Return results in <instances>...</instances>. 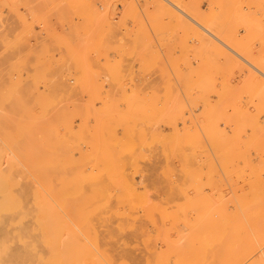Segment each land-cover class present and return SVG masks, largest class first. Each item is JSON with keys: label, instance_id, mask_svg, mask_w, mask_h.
Listing matches in <instances>:
<instances>
[{"label": "rangeland", "instance_id": "374dc122", "mask_svg": "<svg viewBox=\"0 0 264 264\" xmlns=\"http://www.w3.org/2000/svg\"><path fill=\"white\" fill-rule=\"evenodd\" d=\"M14 1L17 3L21 1L22 3L16 5L18 15L5 8L3 17L8 16V14H12V17L16 16L12 20L19 24L16 25L17 29L20 28L19 30L16 29L17 35L19 33L18 36L23 37L27 34V38L31 35L28 38L29 40L25 37L20 39L23 47L17 36L16 48L17 46L19 49L21 48L20 51L18 48L16 49L17 54L18 52L25 53L28 51V45L31 48L34 46L36 49L33 47L32 50H36L35 53L37 54L38 49H40L37 46L38 41H35L38 39V34L41 33V36H46L55 33L57 24H62L63 29L69 34L71 31L70 20L72 21V19L78 24L81 33L79 40H82V42H68L65 44L64 50H62L63 53L50 60L51 67L48 65V61L43 62L38 58L35 60L36 57L24 61L23 57H20L21 55H17L21 59L16 60V72L18 73H16V79H14L17 88L16 113L14 112L16 115H13L14 109L11 110L13 107L11 105L13 94L11 91L14 88L6 87L8 83L4 85L7 92L3 90L5 92L2 93V95L5 93L6 96H2L0 115L5 116L7 121L0 116L5 121L3 122L0 119V245L1 241L5 240L8 242V251L21 248L23 241L13 238L16 229H18L19 233L17 231V235H22V237L25 234L27 236L32 235L33 237H27L28 239L26 236L24 238L30 241L33 240L34 246H37V250L35 248L36 251H32L33 257H23L18 260L19 264H65L67 262H71L69 264H148V261L149 264L153 262L155 264V259L162 264H174L176 259L175 254L172 252L174 244L170 246V242L173 243L180 237L179 235L189 236L191 233V236L192 233L196 232L194 228L198 229L200 222L202 223L212 211L214 212V214L211 213L212 217L218 218L220 216L218 206H225L222 202H225V207L230 208H237V204L240 207L247 205L250 207L252 203L251 210H248V212L254 213L256 216L264 213V189H262V186H264V102H262L264 96L262 97L259 94L264 95V90H261L264 89V77L262 78L264 69L261 70V65L264 68V32L262 33L264 31V0H168L174 6L162 1L168 5V10H158L163 12L164 16L162 13L157 12L162 15L163 20L160 19L159 15V17H156L157 13L154 14L156 8L150 4L151 0H26V3L23 2L25 0ZM173 7L174 9L177 8L175 9L176 12L172 13V11H175ZM171 8L172 11H170ZM178 9H184V13L185 11L188 12L187 14L191 15L192 18L197 19L198 17V20L195 19L196 21L200 22L201 25L205 24V27H207L206 25L211 27L208 29H212L214 33L217 32L216 35L220 33L221 38L223 37L222 40L225 42V39H230L231 44L229 43V46L233 47L236 54L231 53L226 48L224 49L220 43L217 44L214 39L207 35V40L204 39L207 44L205 41H201L203 39L198 35H201L199 33L203 34V32H199L200 29L196 26L197 35L196 30H193V27L196 28L191 21L186 18L181 19L183 15H181V18L177 17V13H180L177 12ZM195 10L196 12H193ZM174 13L176 14L174 15ZM20 15L24 17H20ZM33 15L42 18H35ZM170 15L175 18L172 16L166 18ZM19 18L23 19L21 20L24 24L30 21L25 25L31 28H28L29 30L27 27L25 28V25L20 23ZM167 19L171 21L167 22ZM185 20L186 23L189 21L187 23L188 27H186ZM49 23L51 24L48 25ZM153 23L159 25L156 26ZM189 24L191 27H189ZM44 25H48V28ZM22 26L26 31L23 30ZM21 29L25 34L21 32ZM31 29L32 31H30ZM208 39L212 42H208ZM27 40L30 44H27ZM34 43L37 45L35 46ZM50 43L51 45H48ZM226 43L228 44V42ZM48 44L47 48L51 52L46 48L47 51L58 54L56 52L57 46L56 49L54 48L56 44L53 46L54 42L50 41ZM48 46H52L54 52ZM22 50L25 52H21ZM224 53L228 54H225V56ZM242 59L250 62L256 69L258 68V71L247 65ZM30 61L34 64H31ZM28 62L29 66L34 69V71L30 69L32 75H29L31 73H29ZM236 63L238 64L237 67L240 65L239 68L235 67ZM23 65H26V68L25 66L22 67ZM36 65L42 70L45 68L44 73L42 70H40L41 72L38 71V69L35 71ZM230 65L232 66L230 67ZM20 69L23 71L27 69V71L22 72ZM39 76L40 78H38ZM243 77L245 78L243 79ZM247 78L248 80L245 81ZM261 85H263V88ZM256 93L258 98L261 95V100L257 98ZM247 99L249 100L247 101ZM251 103L255 107L257 106L256 109L253 105L251 106ZM229 109L233 111L231 115ZM246 110L247 112L244 114ZM255 110L261 111L255 112ZM161 113L163 115L159 117ZM239 113L242 117L239 116ZM228 114V117L235 120L226 118ZM247 114L249 115L246 116ZM15 116L16 125H12L13 119L11 118ZM245 116L247 119L244 118ZM241 120L245 122L246 126ZM3 123H5L4 128ZM96 123L99 125H96ZM174 123L176 124L174 125ZM9 124L10 126H16V133L14 132L15 126L10 127ZM116 124L118 127L114 126ZM208 124H212L213 127H210V125L208 127ZM7 125L9 126L8 129H6ZM241 126L244 128L241 129ZM13 128L14 133L10 131ZM217 128L218 131L216 132ZM4 129L8 132H5ZM5 133H7V136H5ZM9 133L13 134L9 136ZM185 133L186 135H184ZM15 134L16 136H14ZM252 136L253 139L250 138ZM212 137L214 138L211 139ZM10 138L16 140V145L13 144V140H9ZM8 141L13 143L10 144ZM250 141L254 142L253 145L258 144L259 148L257 145L252 146ZM12 145L16 146V149ZM206 146L208 147L206 148ZM21 155H23L22 158ZM30 155L32 158L35 157L33 158L35 161L40 157V160L49 161L46 163L47 166L49 164L48 181L46 179L44 182L37 174L33 173L32 175V171L29 170L30 174L28 169L25 168H28V166L23 164L24 161L21 160L25 158L24 156L30 157ZM245 165L249 167H245ZM228 166L230 167L227 168ZM115 167L118 172L114 171ZM37 168L39 167L35 164L33 170L36 171ZM109 175L112 177L111 179ZM252 182L253 185H251ZM46 183L48 184L46 185ZM242 183L243 186H241ZM25 185L28 188L31 187V190L27 189L31 191L27 196L24 195L28 194ZM94 186L95 188H93ZM12 190L18 194L21 192L20 197L16 193L19 198H22V195L26 196L22 198L26 203L21 201L25 205L26 211L31 209L28 214L25 211L19 213V210H12V213H9L11 212L9 210L6 211L7 213L1 210V203L11 200L8 193L11 191L13 194ZM21 190H24L25 193ZM232 191L234 192L231 193ZM255 192L257 194L253 195ZM231 195L232 197H230ZM195 196L197 197L195 198ZM253 196H255L254 200H249ZM2 197L3 199H1ZM41 197L45 200L47 206L49 205L50 213L48 216L51 217L50 224L54 232L48 229V227H51L50 224L47 227L41 222L42 214H44L41 206L46 204H42L44 202H42ZM226 201H228V204ZM260 201L263 203L262 205H258L261 204ZM26 205L31 208L28 209ZM254 205L261 207H258L257 210V206ZM260 208L261 210H259ZM211 209L213 210L211 211ZM205 210L208 212L205 213ZM165 212L167 216L169 215L168 219ZM18 213L20 217L21 213L24 214L21 217L22 219L18 216ZM17 217L20 219H16ZM244 217L246 218V216ZM208 218H211V216H208ZM83 219L87 220L84 221ZM88 220L94 228L90 224L87 225ZM82 221L89 226V229L94 230L83 229L82 225L85 223H79ZM44 223L47 224L48 222L45 221ZM171 223L174 225H171ZM20 225L22 226L20 227ZM195 225H198L197 228ZM44 226L47 228L46 230ZM58 226L64 228H58ZM167 227H169V230H166ZM19 228H22V230ZM25 228H29L26 229L29 231L23 230ZM55 229H58V231ZM55 231L61 237L54 234L53 238L55 240L59 238L54 244L50 239L52 238L50 232L53 235ZM5 235H7V238H5ZM43 235L48 238L47 241ZM42 238L45 240H42ZM161 238H166V245L170 240L168 246L163 243L165 241ZM73 239H75V242ZM67 240L72 244L75 243V246L76 244L81 245L87 251L88 248L86 247L88 246L92 252L90 251L84 256H78L77 254L80 253L74 251L76 250L72 248L74 245L69 246L72 249L63 247V245L67 246L69 243ZM95 242H97V245H95ZM71 243L69 245H72ZM33 244L31 250L34 249ZM81 246L80 249L82 250ZM95 246H97V249ZM168 247L169 249L172 247L171 252L167 249ZM63 250H66V252ZM77 250L79 252V247ZM100 251L104 252V256L108 258L99 256L100 254L103 255ZM68 253H71V255H67ZM186 253L188 257L189 253ZM203 256H199L198 262L203 260Z\"/></svg>", "mask_w": 264, "mask_h": 264}, {"label": "bare ground", "instance_id": "6f19581e", "mask_svg": "<svg viewBox=\"0 0 264 264\" xmlns=\"http://www.w3.org/2000/svg\"><path fill=\"white\" fill-rule=\"evenodd\" d=\"M0 1H2V2H0V108H1V100H2V96H4L5 95V93H4V95H2V93L3 92H7V90H6V87H8V88H14L13 89V91H11L13 94H12V102H11V105H13V107L11 108V110L12 109H14V111H13V115H16L15 113H16V90H17V88H16V85H15V82H14V79H16V73H18V72H16V60H18L20 57H23V59H24V61L25 60H27V61H29L28 59H30L31 60V58H33V57H36V58H34L35 60L38 58L39 60H41V61H43V62H47L48 61V65L50 66V60L51 59H55V58H57V56H59V55H61V53H63L62 52V50H64L63 49V47H64V45L65 44H67L68 42L70 43V42H82V40H79V38H80V35H81V33H80V30H79V28H78V24L74 21V19H72V21L70 20V22H71V26H70V28H71V31H70V33L69 34H67L66 33V31L63 29V25L62 24H57V26H55L57 29H55V33H53V34H48V33H46V34H48V35H46V36H41L40 34L41 33H37L38 34V39H36L35 41H38V45L37 46H39V48L40 49H38L39 51H41V49H42V51L41 52H37V54L35 53V51L34 50H32L33 49V47L34 46H32V48L31 47H29V45L27 46V44L29 43V39L28 38H30L31 37V35L27 38V34L26 35H24L23 37L21 36H18L19 35V33H18V35H17V32H16V29H17V26L16 25H19V24H16V22H15V20H12V19H14L15 17H12V14L10 15V14H8V16H6V17H3V14H4V9L5 8H8V10H10V11H12L13 13L15 12V13H17V10H18V8L16 9V5L18 6V4H20L21 3V1L20 0H18V1H20L19 3H17V2H15L14 0H0ZM17 1V0H16ZM29 1V0H28ZM27 1V2H28ZM162 1H165V3L167 2V3H169L171 6L173 5L172 3H170L168 0H151L150 1V4L154 7V8H156L154 11V14L155 13H157V12H160V11H158V10H163V9H167L168 10V5H166L165 3H163ZM23 2H25L26 3V0L25 1H23ZM31 2V1H30ZM46 2V1H45ZM49 2V1H48ZM51 2V1H50ZM17 3V4H16ZM146 3H147V1H146ZM22 4V3H21ZM60 4V3H59ZM147 4H149V3H147ZM23 5H27V4H23ZM22 5V6H23ZM43 5V4H42ZM151 5H149V6H151ZM54 6V5H53ZM174 6V5H173ZM96 7V6H95ZM53 8V7H52ZM57 8V7H56ZM55 8V9H56ZM93 8V7H92ZM91 8V9H92ZM177 8V7H176ZM175 8V9H176ZM54 9V10H55ZM90 9V10H91ZM173 9H174V7H173ZM174 9V10H175ZM191 9V8H190ZM53 10V11H54ZM151 10H153L152 8H151ZM165 10H163V11H165ZM179 11H177V12H180V13H177L178 15H177V17L179 16L180 18H181V15H183V18H181V19H184V18H186V19H188L189 21H191V23L195 26V28H196V26H197V28H199L200 29V31L199 32H203V34L202 33H199V34H201V35H198V33H197V28L196 29H194V27H193V30H196V33H197V35L198 36H200L201 37V39H203V40H201V41H205V40H207L206 38H208L207 36H209L211 39H214L216 42H217V44L218 43H220L221 44V46H223L224 47V49L226 48L227 50H229L231 53H234V54H236L234 51L235 50H233V47L231 48V46H229V43L231 44V40L229 41L228 40V38L227 39H225L226 40V42H228V44L224 41V40H222V38H221V35H220V33H218V35H216L215 33H217V32H213V30L212 29H208V28H211V27H208V25H206L207 27H205L204 25V23L203 22H201V23H203L204 25H201L200 24V22H198V21H196V20H198V17H197V19L196 18H192V16L190 17L189 16V14H187L186 13V11H185V13H184V9L183 10H181V9H178ZM188 10V9H187ZM34 11V10H33ZM59 11V10H58ZM86 11H88V10H86ZM170 11H172V8L170 9ZM50 12V11H49ZM56 12V11H55ZM65 12V11H64ZM92 12H93V10H92ZM166 12H168V11H166ZM173 12H176V10L175 11H172V13ZM193 12H196V10L195 11H193ZM11 13V12H10ZM42 13V12H41ZM150 13V12H149ZM160 13H162V15L164 14L163 12H160ZM160 13H157V16L156 17H159L160 16V19H162L161 17H162V15H160ZM35 14V13H34ZM146 14H147V12H146ZM153 14V15H154ZM167 14V13H166ZM169 14V13H168ZM176 13H174V15H175ZM180 14V15H179ZM17 15H18V13H17ZM40 15V14H39ZM148 15V14H147ZM159 15V16H158ZM195 15V14H194ZM34 17H35V15H33ZM55 16V15H54ZM164 16V15H163ZM172 15H170V16H166V18L167 17H171ZM196 16V15H195ZM20 17H24L23 15L21 16L20 15ZM33 17V18H34ZM38 17V16H37ZM37 17H35V18H37ZM70 17V16H69ZM155 17V18H156ZM172 17H174V16H172ZM27 18V17H26ZM39 18V17H38ZM42 17H40L39 19H41ZM46 18V17H45ZM45 18H44V20H45ZM149 18H152V17H149ZM165 18V19H166ZM175 18V17H174ZM208 18H209V16H208ZM20 20L22 19V18H19ZM55 19V18H54ZM62 19V18H61ZM69 19V18H68ZM158 19V18H157ZM169 19V18H168ZM167 19V22L168 21H171V20H168ZM179 19V18H178ZM181 19H179V20H181ZM196 19V20H195ZM23 20V19H22ZM21 20V22L20 23H23V21ZM33 20V19H32ZM36 20V19H35ZM38 20V19H37ZM44 20H42L43 22H44ZM154 21H156L155 19H153ZM163 20V19H162ZM187 20V21H188ZM200 20V19H199ZM212 20V19H211ZM25 21V20H24ZM42 21H41V23H42ZM54 21V20H53ZM62 21V20H61ZM67 21V20H66ZM66 21H65V23H66ZM158 21V20H157ZM183 21V20H182ZM188 21V22H189ZM203 21V20H202ZM26 22H27V20H26ZM29 23H30V21H28ZM27 22V23H28ZM40 22V21H39ZM39 22H38V24H39ZM45 22H47V20H45ZM48 22H50V21H48ZM57 22V21H56ZM63 22V21H62ZM70 22H68V23H70ZM153 22V21H152ZM163 22V21H162ZM187 22V23H188ZM216 22V21H215ZM218 22V21H217ZM27 23H25L26 25H27ZM54 23V22H53ZM52 23V24H53ZM161 23V22H160ZM178 23V22H177ZM180 23H182V22H179L178 24H180ZM187 23H186V20H185V24H186V27H188V25H187ZM219 23V22H218ZM24 24V23H23ZM24 24V25H25ZM32 24H34V22H32ZM38 24L36 23V25L38 26ZM44 24V23H43ZM47 24V23H46ZM51 23H49L48 25H50ZM154 24V23H153ZM165 24H167V23H165ZM169 24V23H168ZM178 24H177V26H178ZM183 24V23H182ZM181 24V25H182ZM210 24V23H209ZM212 24V23H211ZM22 25V24H21ZM25 25V28L27 27V29L29 28H31L30 26H26ZM30 25V24H29ZM47 25V26H48ZM154 25H156V24H154ZM159 25V24H158ZM158 25H156V26H158ZM219 25V24H218ZM33 26V25H32ZM43 26V25H42ZM45 26V25H44ZM47 26H45V27H47ZM91 27V26H90ZM166 27H168V26H166ZM173 27V26H172ZM181 27V26H180ZM179 27V28H180ZM183 27V26H182ZM189 27H191L190 26V24H189ZM218 27H220V26H218ZM22 28H23V26H22ZM25 28H23V30H25ZM41 28V27H40ZM44 28V27H43ZM48 28V27H47ZM50 28V27H49ZM51 28H54V27H51ZM221 28V27H220ZM20 29V28H19ZM19 29H17V30H19ZM28 29V30H29ZM42 29V28H41ZM40 29V30H41ZM176 29H178V28H176ZM183 29H185L184 27H183ZM198 29V30H199ZM33 30H35V29H33ZM175 30V29H174ZM186 30V29H185ZM189 30V29H188ZM187 30V31H188ZM215 30V29H214ZM26 31V30H25ZM30 31H32V29L30 30ZM47 31V30H46ZM54 31V30H53ZM192 31V30H191ZM21 32L22 33H24V31H22V29H21ZM33 32H35V31H33ZM175 32V31H174ZM178 32V31H177ZM264 31H262V33H263ZM27 33V32H26ZM32 33V32H31ZM44 33V32H43ZM89 33V32H88ZM176 33V32H175ZM195 33V32H194ZM25 34V33H24ZM34 34H36V33H34ZM34 34H33V36H34ZM109 34V33H108ZM20 35H21V33H20ZM23 35V34H22ZM40 35V36H39ZM44 35V34H43ZM172 35H174V34H172ZM207 35V36H206ZM17 36L19 37V41L21 42L22 40H20V39H22V38H26V39H28L27 41V44H26V46H27V48H28V51H21V52H25V53H20V52H18V54L19 55H21L19 58L17 57V53H16V49L18 48V46H17V48H16V38H17ZM220 36V37H219ZM181 37V36H180ZM82 38H84V37H82ZM91 38V37H90ZM178 39H179V37H178ZM184 39V38H183ZM205 39V40H204ZM104 40V39H103ZM209 41L208 42H212V41H210V39H208ZM34 41V40H33ZM49 41L50 42H54V44H52L53 46H54V48L57 46V53L58 54H52V53H49V52H51L48 48H47V44L49 43ZM180 41V40H179ZM106 42V41H105ZM206 42V41H205ZM215 42V43H216ZM19 43V42H18ZM17 43V44H18ZM22 43V42H21ZM32 43V42H31ZM203 43V42H202ZM235 43V42H234ZM30 44V43H29ZM206 44H207V42H206ZM205 44V45H206ZM211 44V43H210ZM219 44V45H220ZM244 44V43H243ZM34 45H35V43H34ZM35 45V46H36ZM48 45H51V43L50 44H48ZM205 45H204V47H205ZM22 47H23V43H22V45H21ZM71 46V45H70ZM69 46V47H70ZM118 46V45H117ZM196 46V45H195ZM220 46V47H221ZM233 46V45H232ZM236 46V45H235ZM19 47H20V45H19ZM48 47H50V46H48ZM210 47H211V45H210ZM213 47V46H212ZM219 47V46H218ZM249 47V46H248ZM27 48H26V50H27ZM35 48V47H34ZM49 50V52L47 51V49ZM52 50H53V52H54V49H53V47L51 46L50 47ZM78 48V47H77ZM192 48H194V47H192ZM191 48V49H192ZM207 48V47H206ZM216 48V47H215ZM21 49V48H20ZM20 49L18 48V50L20 51ZM22 49H24V48H22ZM36 49V48H35ZM56 49V48H55ZM107 49V48H106ZM210 49V48H209ZM243 49H245V48H243ZM70 50V49H69ZM77 50V49H76ZM116 50V49H115ZM169 51V50H168ZM210 51V50H209ZM221 51V50H220ZM225 51V50H224ZM118 52V51H117ZM218 52V51H217ZM222 52V51H221ZM262 52V51H261ZM73 53V52H72ZM119 53V52H118ZM195 53V52H194ZM229 53V52H228ZM228 53H224V55L226 54H228ZM259 53V52H258ZM74 54V53H73ZM79 54V53H78ZM168 54V53H167ZM192 54V53H191ZM240 54V53H239ZM72 55V54H71ZM225 55V56H226ZM241 55V54H240ZM239 55V56H240ZM63 57H64V54L62 55ZM62 56H60V57H62ZM237 56V55H236ZM16 57H17V59H16ZM62 57V58H63ZM66 57V56H65ZM253 57V56H252ZM61 58V59H62ZM68 58H69V56H68ZM193 58H195V57H193ZM198 58V57H197ZM204 58V57H203ZM244 58V57H243ZM247 58V57H246ZM245 58V59H246ZM255 58V57H254ZM21 59V58H20ZM60 59V58H59ZM58 59V60H59ZM65 59V58H64ZM196 59V58H195ZM201 59V58H200ZM228 59V58H227ZM245 59H242V61L244 60V62L245 63H247V65H249V66H251V67H253V68H255L256 69V67L255 66H253L250 62H248L247 60H245ZM230 60V59H229ZM239 61V60H238ZM33 62H34V60H33ZM42 62V63H43ZM53 62V61H52ZM56 62V61H55ZM59 62H61L60 60H59ZM62 62H64V61H62ZM200 62V61H199ZM230 63H231V61H229ZM19 63H20V61H19ZM27 63V62H26ZM30 63H31V61H30ZM54 63V62H53ZM255 63H257V62H255ZM262 63V62H261ZM264 63V62H263ZM31 64H34V63H31ZM46 64V63H45ZM44 64V65H45ZM61 64V63H60ZM63 64V63H62ZM201 64V63H200ZM232 64L234 65V63L232 62ZM260 64V63H259ZM28 66L30 65L29 64V62H28V64H27ZM42 65V64H41ZM47 65V66H48ZM258 65V64H257ZM20 66V65H19ZM18 66V67H19ZM25 66V68H26V65H23L22 67H24ZM35 66V65H34ZM43 66V65H42ZM232 65H230V67H231ZM238 66V64L236 63V66L235 67H237ZM244 66V65H243ZM30 67V68H29ZM29 67H27V68H29V73H31L30 72V69H31V71H32V69H33V67L31 68V66H29ZM36 67H37V65H36ZM35 67V71H37L36 69H38V71H40V70H42V69H40L39 67H37L36 68ZM46 67V66H45ZM51 67V66H50ZM62 67H63V65H62ZM239 67H240V65H239ZM239 67H237V68H239ZM261 67H262V69L261 70H263L264 68H263V66L261 65ZM243 68V67H242ZM19 69V68H18ZM45 69V68H44ZM43 69V70H44ZM50 69V68H49ZM199 69V68H198ZM203 69V68H202ZM247 69V68H246ZM249 69V68H248ZM254 69V70H255ZM21 70V69H20ZM19 70V71H20ZM26 71H27V69H25ZM24 70V71H25ZM42 70V71H43ZM102 70V69H101ZM110 70V69H109ZM238 70H240V69H238ZM257 71H258V68L256 69ZM256 70H255V72H256ZM260 70V69H259ZM260 70V71H261ZM22 72H24L23 70H21ZM20 71V72H21ZM33 71H34V69H33ZM121 71V70H120ZM240 71H243V70H240ZM259 71V72H260ZM264 71V70H263ZM41 72V71H40ZM62 72H63V70H62ZM36 73V72H35ZM43 73H44V71H43ZM109 73V72H108ZM176 73V72H175ZM264 73V72H263ZM27 74V73H26ZM195 74V73H194ZM230 74V73H229ZM18 75V74H17ZM21 75H22V73H21ZM29 75H32V73L31 74H29ZM37 75H38V73H37ZM37 75H33V76H37ZM40 75V74H39ZM58 75V74H57ZM113 75H116V74H113ZM245 75V74H244ZM247 75H250V74H247ZM45 76V75H44ZM111 76V75H110ZM254 76H255V74H254ZM262 76V75H261ZM260 76V77H261ZM54 77V76H53ZM228 77V76H227ZM230 77V76H229ZM249 77V76H248ZM253 77V76H252ZM259 77V78H260ZM264 76H262V78H263ZM38 78H40V76L38 77ZM245 77H243V79H244ZM257 78V77H256ZM241 79V78H240ZM6 80V81H5ZM47 80V79H46ZM52 80V79H51ZM246 80H248V78L247 79H245V81ZM251 80V79H250ZM256 80V79H255ZM263 80V79H262ZM21 81V80H20ZM55 81H56V79H55ZM61 81V80H60ZM244 81V80H243ZM257 81V80H256ZM41 82V81H40ZM6 83H8L7 85H6V87L4 86ZM41 83H43V82H41ZM63 83V82H62ZM246 83V82H245ZM253 83V82H252ZM251 83V84H252ZM256 83V82H255ZM53 84H54V82H53ZM247 84H248V82H247ZM261 84H262V82H261ZM37 85V84H36ZM44 85V84H43ZM253 85H255V84H253ZM264 85V84H263ZM263 85H261V87L263 86ZM252 86V85H251ZM256 86V85H255ZM255 86H254V88H255ZM45 87V86H44ZM49 87V86H48ZM247 87V86H246ZM245 87V88H246ZM253 87V86H252ZM260 87V86H259ZM258 87V88H259ZM5 88V89H4ZM25 88V87H24ZM248 88V87H247ZM250 89H251V87H249ZM263 88V87H262ZM250 89H248L249 91H250ZM3 90H5V91H3ZM262 91L264 90V89H261ZM31 91V90H30ZM231 91V90H230ZM234 91H236V90H234ZM261 91V92H262ZM9 92H10V90H9ZM26 92V91H25ZM109 92V91H108ZM227 92V91H226ZM247 92V91H246ZM253 92H254V90H253ZM259 92V91H258ZM41 93V92H40ZM263 93H264V91H263ZM29 94V93H28ZM59 94V93H58ZM231 94V93H230ZM253 94V93H252ZM259 94H261L262 95V97L264 96L262 93H259ZM261 95H259L260 97H261ZM6 96V95H5ZM14 96H15V98H14ZM28 96V95H27ZM32 96V95H31ZM49 96V95H48ZM256 96H257V98H258V94L256 93ZM10 97H11V94H10ZM249 97H251V96H249ZM258 98L259 100H261V98ZM227 98V97H226ZM256 98V99H257ZM10 99V98H9ZM45 99H46V96H45ZM106 99V98H105ZM104 99V100H105ZM110 99V98H109ZM242 99V98H241ZM245 99V98H244ZM257 99V100H258ZM65 100V99H64ZM111 100V99H110ZM143 100V99H142ZM231 100H233V99H231ZM249 99H247V101H248ZM253 100H254V97H253ZM252 100V101H253ZM257 100H256V102H257ZM258 100V101H259ZM263 100V99H262ZM36 102V101H35ZM141 102V101H140ZM145 102H147V101H145ZM151 102V101H150ZM235 102V101H234ZM233 102V103H234ZM262 102H264V100L262 101ZM148 103V102H147ZM230 103H232V102H230ZM253 104L255 103V102H252ZM251 103V106L253 105ZM259 103V102H258ZM19 104V103H18ZM136 104V103H135ZM238 104V103H237ZM260 104V103H259ZM130 105V104H129ZM155 105V104H154ZM233 105V104H232ZM235 105V104H234ZM10 106V105H9ZM62 106V105H61ZM117 106V105H116ZM131 106V105H130ZM151 106V105H150ZM227 106H229V107H231L230 105H227ZM226 106V107H227ZM249 106H250V104H249ZM254 106V105H253ZM264 106V105H263ZM126 107H127V105H126ZM129 107V106H128ZM136 107V106H135ZM225 107V106H224ZM223 107V108H224ZM244 107V106H243ZM255 107V106H254ZM257 107V106H256ZM256 107H255V109H256ZM262 107V106H261ZM26 108V107H25ZM105 108V107H104ZM103 108V109H104ZM130 108V107H129ZM132 108V107H131ZM148 108V107H147ZM151 108V107H150ZM238 108H239V106H238ZM237 108V109H238ZM10 109V108H9ZM103 109H102V111H103ZM226 109H228V108H226ZM225 109V110H226ZM231 109V108H230ZM229 109V110H230ZM263 109V108H262ZM55 110V109H54ZM111 110V109H110ZM234 110H236V109H234ZM241 110V109H240ZM8 111V110H7ZM109 111V110H108ZM166 111V110H165ZM175 111V110H174ZM242 111V110H241ZM259 111V110H258ZM258 111H256L255 110V112H258ZM261 111V110H260ZM259 111V112H260ZM15 112V113H14ZM146 112H148V111H146ZM168 112V111H167ZM231 112V113H230ZM230 115L233 113V111H231L230 110ZM234 112H237V111H234ZM246 112H247V110L245 111V113L244 114H246ZM32 113V112H31ZM107 113H109V112H107ZM132 113V112H131ZM144 113V112H143ZM149 113V112H148ZM249 113V112H248ZM9 114V113H8ZM112 114V113H111ZM125 114V113H124ZM130 114V113H129ZM147 114V113H146ZM175 114V113H174ZM227 114V113H226ZM237 114V113H236ZM242 114V113H241ZM243 114V115H244ZM257 114V113H256ZM126 115H128V114H126ZM141 115V114H140ZM162 113H161V115L159 116V117H162ZM249 114H247L246 116H248ZM258 115V114H257ZM1 116V115H0ZM10 116V115H9ZM106 116V115H105ZM123 116V115H122ZM147 116V115H146ZM150 116V115H149ZM167 116H169V115H167ZM226 116V115H225ZM229 116V114L226 116V118ZM234 117H235V115H233ZM239 116H241L242 117V115H240V113H239ZM246 116L244 117V118H246ZM103 117V116H102ZM113 117V116H112ZM165 117V116H164ZM259 117V116H258ZM1 118H3V120H6L7 121V119H6V117L4 116H1ZM0 118V119H1ZM5 118V119H4ZM16 116L14 117V118H11V119H13V121H12V125L13 124H15L16 125ZM94 118V117H93ZM104 118V117H103ZM108 118V117H107ZM124 118V117H123ZM157 118V117H156ZM170 118V117H169ZM172 118H173V115H172ZM231 119V117H228V119ZM240 118V117H239ZM250 118V117H249ZM253 118V117H252ZM256 118H257V116H256ZM255 118V119H256ZM15 119V120H14ZM33 119V118H32ZM54 119V118H53ZM100 119V118H99ZM148 119H150V118H148ZM164 119V118H163ZM167 120H168V118H166ZM247 119V118H246ZM246 119H244L245 120V122H246ZM2 120V119H1ZM2 120V121H3ZM42 120H43V118H42ZM154 120H156V119H154ZM153 120V121H154ZM159 120V119H158ZM166 120V121H167ZM231 120H235L234 118L233 119H231ZM243 120V119H242ZM242 120H241V122H242ZM250 120V119H249ZM252 120V119H251ZM10 121V120H9ZM10 121V122H11ZM110 121V120H109ZM123 121V120H122ZM160 121H162V120H160ZM173 121H174V119H173ZM172 121V122H173ZM254 121V120H253ZM3 122H5V121H3ZM15 122V123H14ZM150 122V121H149ZM152 122V121H151ZM190 122H192V121H190ZM245 122H242L243 124H244V126H246L245 125ZM250 122V121H249ZM248 122V123H249ZM107 123V122H106ZM117 123V122H116ZM129 123V122H128ZM156 123V122H155ZM163 123H164V121H163ZM185 123V122H184ZM236 123V122H235ZM235 123H233L234 125H235ZM247 123V122H246ZM254 123V122H253ZM256 123H257V120H256ZM8 124V123H7ZM25 124V123H24ZM98 123H96V125H97ZM134 124V123H133ZM132 124V125H133ZM173 124V123H172ZM176 123H174V125H175ZM201 124V123H200ZM241 124V123H240ZM251 124V123H250ZM2 125V124H1ZM4 125H5V123H3V128H4ZM14 125V126H15ZM21 125H22V123H21ZM28 125V124H27ZM99 125V124H98ZM107 125H109V124H107ZM127 125V124H126ZM148 125V124H147ZM173 125V126H174ZM207 125V124H206ZM209 125L210 124H208V127H209ZM218 125V124H217ZM256 125V124H255ZM258 125V124H257ZM9 126H10V124H9ZM9 126L7 125V127H6V129H8L9 128ZM14 126H10V127H14ZM24 126V125H23ZM26 126V125H25ZM36 126H37V123H36ZM64 126H65V124H64ZM102 126V125H101ZM111 126V125H110ZM115 127L117 126V124L116 125H114ZM131 126V125H130ZM198 126V125H197ZM201 126V125H200ZM212 126V124L210 125V127ZM237 126V125H236ZM238 126H239V128H240V125L238 124ZM18 127V126H17ZM33 127H34V125H33ZM97 127H99V126H97ZM97 127H96V129H97ZM118 127V126H117ZM129 127V126H128ZM213 127V126H212ZM242 127V126H241ZM22 128V127H21ZM107 128V127H106ZM138 128V127H137ZM137 128H135V129H137ZM142 128V127H141ZM144 128V127H143ZM154 128V127H153ZM174 128V127H173ZM203 128V127H202ZM244 127H242L241 129H243ZM6 129H4L5 130V132H8V131H6ZM16 126H15V131H14V128L13 129H10V131L11 132H15L16 133ZM81 129V128H80ZM178 129V128H177ZM22 130V129H21ZM130 130H133V129H130ZM179 130V129H178ZM182 130V129H181ZM238 130V129H237ZM253 130V129H252ZM9 131V132H10ZM25 131V130H24ZM33 131V130H32ZM98 131V130H97ZM97 131H96V133H97ZM101 131V130H100ZM134 131H136V130H134ZM147 131V130H146ZM153 131V130H152ZM177 131V130H176ZM192 131H193V129H192ZM209 131V130H208ZM211 131V130H210ZM218 131V128H217V130H216V132ZM13 132V133H14ZM28 132V131H27ZM39 132V131H38ZM110 132V131H109ZM132 132V131H131ZM142 132V131H141ZM199 132V131H198ZM215 132V133H216ZM240 132V131H239ZM244 132V131H243ZM4 133V132H3ZM12 133V134H13ZM31 133V132H30ZM192 133V132H191ZM207 133V132H206ZM213 133V132H212ZM211 133V134H212ZM219 133V132H218ZM257 133V132H256ZM258 133H259V131H258ZM6 135L5 136H7V133H5ZM10 134L11 133H9V136H10ZM11 134V135H12ZM21 134V132L19 133V135ZM22 134H25V133H22ZM65 134V133H64ZM108 134V133H107ZM144 134V133H143ZM153 134V133H152ZM211 134H210V136H211ZM27 135V134H26ZM31 135H32V133H31ZM90 135V134H89ZM94 135V134H93ZM97 135V134H96ZM100 135V134H99ZM105 135V134H104ZM135 135H136V133H135ZM138 135H139V133H138ZM151 135V134H150ZM154 135V134H153ZM184 135H186V133L184 134ZM221 135V134H220ZM14 136H16V134L14 135ZM22 137L24 136V135H21ZM20 136V137H21ZM45 136V135H44ZM113 136V135H112ZM177 136V135H176ZM175 136V137H176ZM183 136V135H182ZM208 136V135H207ZM255 136V135H254ZM257 136V135H256ZM260 136V135H259ZM13 137V136H12ZM29 137H31L30 135H29ZM69 137V136H68ZM141 137V136H140ZM151 137V136H150ZM178 137V136H177ZM188 137V136H187ZM192 137V136H191ZM209 137V136H208ZM218 137V136H217ZM221 137V136H220ZM220 137H219V139H220ZM224 137H225V135H224ZM223 137V138H224ZM5 138V137H4ZM97 138V137H96ZM107 138V137H106ZM109 138V137H108ZM126 138V137H125ZM214 137H212L211 139H213ZM235 138V137H234ZM250 138H252L253 139V136L252 137H250ZM258 138V137H257ZM15 139H16V137H15ZM57 139V138H56ZM111 139V138H110ZM132 139H133V137H132ZM180 139V138H179ZM219 139H217V140H219ZM252 139H250L251 141H252ZM8 140V139H7ZM6 140V141H7ZM9 140H13V138L11 139H9ZM64 140V139H63ZM83 140V139H82ZM101 140V139H100ZM188 140V139H187ZM225 140V139H224ZM14 141V140H13ZM43 141V140H42ZM92 141H93V139H92ZM105 141H107V140H105ZM115 141V140H114ZM122 141V140H121ZM136 141V140H135ZM192 141H194V140H192ZM220 141V140H219ZM250 141V143H252V146H254V145H257V147H258V144H254L253 145V143L254 142H251ZM258 141H259V139H258ZM9 142V141H8ZM116 142V141H115ZM119 142V141H118ZM143 142H145V141H143ZM223 142V141H222ZM239 142V141H238ZM10 144L11 143H13V142H9ZM16 143V140L14 141V145H16L15 144ZM22 143V142H21ZM60 143V142H59ZM104 143V142H103ZM117 143V142H116ZM140 143V142H139ZM200 143V142H199ZM233 143V142H232ZM241 143V142H240ZM113 144V143H112ZM147 144V143H146ZM14 145H12L13 147H14ZM99 145V144H98ZM98 145H96V146H98ZM103 145V144H102ZM127 145V144H126ZM201 145V144H200ZM203 145H205V144H203ZM208 145V144H207ZM233 145V144H232ZM67 146V145H66ZM243 146V145H242ZM16 147V146H15ZM14 147V149H16ZM49 147V146H48ZM56 147V146H55ZM110 147V146H109ZM208 146H206V148H207ZM234 147V146H233ZM126 148V147H125ZM144 148V147H143ZM215 148H216V146H215ZM246 148V147H245ZM255 148V147H254ZM259 148V147H258ZM258 148H256V149H258ZM182 149V148H181ZM239 149V148H238ZM247 149V148H246ZM95 150V149H94ZM123 150V149H122ZM212 150V149H211ZM216 150H217V148H216ZM91 151V150H90ZM113 151H114V149H113ZM130 151V150H129ZM206 151V150H205ZM257 151H259V150H257ZM261 151V150H260ZM15 152H16V150H15ZM121 152V151H120ZM123 152V151H122ZM121 152V153H122ZM128 152V151H127ZM191 152H193V151H191ZM204 152V151H203ZM224 152V151H223ZM229 152V151H228ZM106 153V152H105ZM146 153V152H145ZM189 153V152H188ZM238 153V152H237ZM258 153V152H257ZM83 154V153H82ZM93 154H95V153H93ZM129 154H131V153H129ZM138 154V153H137ZM136 154V155H137ZM142 154V153H141ZM246 154V153H245ZM67 155H68V153H67ZM102 155V154H101ZM109 155V154H108ZM115 155V154H114ZM143 155H144V153H143ZM258 155V154H257ZM22 156L23 155H21L20 157L22 158ZM111 156V155H110ZM205 156V155H204ZM216 156V155H215ZM222 156V155H221ZM225 156H227V154H225ZM229 156V155H228ZM243 156V155H242ZM25 157V158H24ZM23 158V160H21L22 162H23V164H25V165H27L28 166V168L27 167H25L26 169H28V172H29V170H30V172L32 171V175H33V173H35V174H37L38 176H39V178L41 179V180H44V182L46 181V179H47V181H48V178H47V176H48V167H49V164H48V166H47V162H49V161H45V160H40L41 159V157H40V159L38 158V160H36L35 161V159H33V158H35V157H31V155H30V157L28 156H24ZM43 157V156H42ZM52 157V156H51ZM92 157V156H91ZM109 157V156H108ZM123 157V156H122ZM133 157V156H132ZM139 157V156H138ZM170 157V156H169ZM187 157V156H186ZM20 158V159H21ZM89 158V157H88ZM98 158V157H97ZM103 158V157H102ZM110 158V157H109ZM221 158H223V157H221ZM227 158V157H226ZM19 159V158H18ZM135 159V158H134ZM139 159V158H138ZM141 159V158H140ZM180 159V158H179ZM248 159H250V158H248ZM17 160V159H16ZM117 160V159H116ZM195 160V159H194ZM224 160V159H223ZM229 160H231V159H229ZM233 160V159H232ZM235 160V159H234ZM53 161V160H52ZM113 161V160H112ZM137 161V160H136ZM182 161V160H181ZM185 161V160H184ZM203 161V160H202ZM208 161V160H207ZM111 162V161H110ZM139 162V161H138ZM173 162V161H172ZM218 162V161H217ZM221 162H223V161H221ZM225 162H227V161H225ZM230 162V161H229ZM248 162V161H247ZM20 163V162H19ZM81 163V162H80ZM112 163H115V162H112ZM116 163H117V161H116ZM195 163H196V161H195ZM206 163V162H205ZM251 163V162H250ZM249 163V164H250ZM36 164V166L37 167H39V168H37V170L35 171V170H33V167H34V165ZM51 164V163H50ZM190 164V163H189ZM231 164V163H230ZM244 164V163H243ZM94 165V164H93ZM131 165V164H130ZM137 165V164H136ZM165 165V164H164ZM183 165V164H182ZM210 165V164H209ZM228 165V164H227ZM252 165V164H251ZM52 166V165H51ZM54 166V165H53ZM105 166H106V164H105ZM261 166V165H260ZM108 167V166H107ZM118 167V166H117ZM120 167V166H119ZM118 167V168H119ZM132 167V166H131ZM185 167V166H184ZM207 167V166H206ZM225 167V166H224ZM230 166H228L227 168H229ZM245 167H249V166H246L245 165ZM252 167V166H251ZM257 167V166H256ZM84 168V167H83ZM105 168V167H104ZM115 170L114 171H117L116 170V167L114 168ZM169 169V168H168ZM183 169H185V168H183ZM233 169V168H232ZM262 169V168H261ZM125 170V169H124ZM163 170V169H162ZM228 170V169H227ZM230 170V169H229ZM234 170V169H233ZM232 170V171H233ZM258 170H259V168H258ZM122 171H123V169H122ZM226 171V170H225ZM231 171V170H230ZM235 171V170H234ZM29 172V173H30ZM77 172V171H76ZM118 172V171H117ZM52 173V172H51ZM109 173H111V172H109ZM121 173H123V172H121ZM165 173V172H164ZM169 173V172H168ZM177 173V172H176ZM181 173V172H180ZM202 173V172H201ZM31 174V173H30ZM34 174V175H35ZM118 174V173H117ZM224 174V173H223ZM253 174H255V173H253ZM63 175V174H62ZM108 175V174H107ZM130 175V174H129ZM206 175V174H205ZM226 175V174H225ZM229 175H230V173H229ZM228 175V176H229ZM69 176V175H68ZM68 176H66V177H68ZM110 176V175H109ZM175 176V175H174ZM255 176V175H254ZM37 177V176H36ZM126 177V176H125ZM206 177V176H205ZM226 177V176H225ZM259 177V176H258ZM63 178V177H62ZM112 177L110 176V179H111ZM124 178V177H123ZM238 178V177H237ZM261 178V177H260ZM60 179V178H59ZM74 179V178H73ZM86 179V178H85ZM116 179V178H115ZM127 179V178H126ZM171 179V178H170ZM38 180V179H37ZM63 180V179H62ZM80 180V179H79ZM198 180V179H197ZM213 180V179H212ZM60 181V180H59ZM66 181V180H65ZM77 181V180H76ZM100 181V180H99ZM117 181V180H116ZM130 181V180H129ZM226 181V180H225ZM261 181V180H260ZM58 182V181H57ZM56 182V183H57ZM64 182V181H63ZM122 182V181H121ZM169 182V181H168ZM175 182V181H174ZM38 183V182H37ZM42 183V182H41ZM66 183V182H65ZM75 183H77V182H75ZM88 183V182H87ZM103 183V182H102ZM119 183V182H118ZM124 183V182H123ZM128 183H130V182H128ZM173 183V182H172ZM195 183V182H194ZM193 183V184H194ZM205 183V182H204ZM17 184V183H16ZM45 184V183H44ZM48 183H46V185H47ZM117 184V183H116ZM115 184V185H116ZM132 184V183H131ZM201 184V183H200ZM245 184V183H244ZM249 184H250V182H249ZM256 184V183H255ZM262 184H263V181H262ZM29 185V184H28ZM46 185H44V186H46ZM120 185V184H119ZM188 185V184H187ZM241 185V184H240ZM245 185H247V184H245ZM251 185H253V182H252V184ZM264 185V184H263ZM75 186V185H74ZM241 186H243V183H242V185ZM260 186V185H259ZM24 187H27L26 188V191L28 192V194H24L25 193V189H24ZM23 187V189L24 190H21V191H23L22 193L24 194V195H29L30 193L29 192H31V191H28L29 189L31 190V187L29 186V188H28V186L27 185H25ZM35 187V186H34ZM78 187H79V184H78ZM116 187V186H115ZM130 187H132V186H130ZM172 187V186H171ZM177 187V186H176ZM253 187H255V186H253ZM257 187V186H256ZM255 187V188H256ZM261 187V186H260ZM264 186H262V189H264L263 188ZM90 188V187H89ZM93 188H95V186L93 187ZM124 188V187H123ZM191 188V187H190ZM212 188V187H211ZM230 188V187H229ZM238 188V187H237ZM254 188V189H255ZM28 189V190H27ZM98 189V188H97ZM181 189V188H180ZM235 189V188H234ZM234 189H232V190H234ZM246 189V188H245ZM34 190H36V189H34ZM93 190V189H92ZM135 190V189H134ZM242 190H244L243 188H242ZM250 190H251V188H250ZM253 190V189H252ZM15 191H17V190H15ZM64 191V190H63ZM85 191V190H84ZM107 191V190H106ZM129 191V190H128ZM183 191V190H182ZM231 191V190H230ZM238 191V190H237ZM240 191V190H239ZM256 191V190H255ZM258 191V190H257ZM261 191H263V190H261ZM12 192H13V194H15L16 195V193L17 192H15L14 193V191L12 190ZM32 192H33V189H32ZM148 192V191H147ZM178 192V191H177ZM186 192V191H185ZM234 191H232L231 193H233ZM235 192H236V190H235ZM244 192V191H243ZM251 192H253V191H251ZM10 193H11V191H10ZM10 193H8V195H10L11 197H10V201H4V202H2L1 203V210H3V211H7V210H9V211H11V212H9V213H12L13 211H15V210H19V213H20V211L22 212V211H25V212H27V214H28V212H30V210L29 211H26L27 209L25 208V205L24 204H22V201H23V203L25 202V200L23 199L22 200V198H25L23 195H22V198H19L20 196L19 195H21V192H20V194H18L17 193V195L19 196H15V195H13L12 193L10 194ZM52 193V192H51ZM124 193H126V192H124ZM146 193V192H145ZM181 193V192H180ZM230 193V194H231ZM238 193V192H237ZM240 193V192H239ZM264 193V192H263ZM122 194V193H121ZM200 194V193H199ZM220 194V193H219ZM227 194V193H226ZM229 194V195H230ZM252 194V193H251ZM255 194H257L256 192L253 194V195H255ZM176 195V194H175ZM195 195V194H194ZM197 195V194H196ZM263 195V194H262ZM41 196V195H40ZM54 196V195H53ZM86 196V195H85ZM100 196V195H99ZM201 196V195H200ZM217 196V195H216ZM237 196V195H236ZM239 196V195H238ZM243 196V195H242ZM250 196V195H249ZM197 196H195V198H196ZM229 197V196H228ZM230 197H232V195L230 196ZM229 197V198H230ZM252 197V196H251ZM254 197L255 196H253V198H250L249 200H254ZM259 197V196H258ZM257 197V198H258ZM42 198V197H41ZM41 198H39V199H41ZM88 198V197H87ZM93 198V197H92ZM100 198H102V197H100ZM129 198V197H128ZM199 198V197H198ZM206 198V197H205ZM257 198H255V199H257ZM1 199H3V197L1 198ZM38 199V200H39ZM227 199V198H226ZM230 199H233V198H230ZM260 199V198H259ZM22 200V201H21ZM52 200V199H51ZM96 200V199H95ZM103 200V199H102ZM129 200V199H128ZM240 200V199H239ZM248 200V199H247ZM123 201H125V200H123ZM185 201V200H184ZM242 201V200H241ZM255 201H257V200H255ZM254 201V202H255ZM42 202H44V203H42L43 205L46 203L45 202V200H43V198H42ZM227 202V204H228V201H226ZM26 203V202H25ZM89 203V202H88ZM98 203V202H97ZM132 203V202H131ZM135 203V202H134ZM144 203V202H143ZM148 203V202H147ZM180 203V202H179ZM196 203V202H195ZM222 203H224V205L226 206V204H225V202H222ZM221 203V204H222ZM230 203V202H229ZM235 203V202H234ZM249 203V202H248ZM258 203V202H257ZM260 203H261V201H260ZM61 204V203H60ZM214 204H217V203H214ZM232 204V203H231ZM256 204V203H255ZM263 203H261V204H258V205H262ZM23 205H24V207H23ZM27 205H28V203H27ZM26 205V206H27ZM79 205V204H78ZM83 205V204H82ZM81 205V206H82ZM89 205H90V203H89ZM88 205V206H89ZM99 205V204H98ZM97 205V206H98ZM218 205H220V203H218ZM223 205V204H222ZM233 205V204H232ZM38 206L40 207V204L38 203ZM45 206V207H44ZM44 206H41V208L43 209V211H44V214H42L43 216H42V220H41V222H43V225L45 224V226H47V225H49L50 223H51V217H49L48 215H49V213H50V208H49V205L47 206V203L44 205ZM56 206V205H55ZM54 206V207H55ZM198 206V205H197ZM214 206H216V205H214ZM213 206V207H214ZM225 206H218V210L220 211L219 213H220V216L218 217V218H214V217H212V214L211 213H213L214 214V212L212 211L213 209H211V213H209V217L211 216V218H208V216L207 217H205V219L206 218H208V219H204V223L202 222H200V225L198 226V225H195L196 226V228H197V226H198V229H195L194 228V230H196V232L195 233H192V235L190 236V234H189V236H184V235H179L180 237L178 238V236H177V238L178 239H176L175 241H173V243L172 242H170V240H169V242L171 243V244H169V242H168V244L171 246L172 244H174L172 247H173V253L175 254V261H174V264H247L248 263V261L250 260V259H252L250 262H249V264H264V213H260V214H258V216H256L254 213L253 214H251V212H248V210H251L250 209V207L252 206V203H251V206L249 207V205H247V206H239L238 204H237V208L235 207V208H230V207H225ZM255 206V205H254ZM257 206V205H256ZM255 206V207H256ZM38 207V208H39ZM44 207V208H43ZM58 207V206H57ZM56 207V208H57ZM83 207V206H82ZM199 207V206H198ZM217 207V206H216ZM215 207V208H216ZM220 207V208H219ZM258 207H261V206H257L256 208H257V210H258ZM24 208V209H23ZM27 208L29 209V208H31V207H28L27 206ZM37 208V207H36ZM94 208V207H93ZM155 208V207H154ZM192 208V207H191ZM23 209V210H22ZM45 209V210H44ZM85 209V208H84ZM160 209V208H159ZM206 209V208H205ZM13 210V211H12ZM39 210H40V208H39ZM60 210V209H59ZM132 210H133V208H132ZM184 210H186V209H184ZM215 210V209H214ZM256 210V209H255ZM259 210H261V208L259 209ZM64 211V210H63ZM133 211H135V209L133 210ZM160 211V210H159ZM206 211V210H205ZM8 212V211H7ZM6 212V213H7ZM118 212V211H117ZM175 212V211H174ZM208 211H206L205 213H207ZM252 212H253V210H252ZM256 212V211H255ZM258 212H260V211H258ZM19 213H18V216H19ZM41 213H43V212H41ZM77 213V212H76ZM89 213V212H88ZM166 213V212H165ZM170 213H171V211H170ZM191 213V212H190ZM200 213V212H199ZM257 213V212H256ZM15 215H16V213H14ZM23 213H21V217L22 216H24V214L22 215ZM40 214V213H39ZM73 214V213H72ZM106 214V213H105ZM112 214H113V211H112ZM154 214V213H153ZM156 214H157V212H156ZM216 214V213H215ZM51 215V214H50ZM54 215V214H53ZM83 215V214H82ZM86 215V214H85ZM101 215V214H100ZM104 215V214H103ZM115 215V214H114ZM182 215V214H181ZM207 215V214H206ZM253 215H255V216H253ZM90 216V215H89ZM191 216V215H190ZM241 216H243V217H241ZM244 216H246V218L244 217ZM20 217V216H19ZM20 217V218H21ZM112 217V216H111ZM166 217H167V219H168V217H169V215L167 216V213H166ZM165 217V218H166ZM20 218H16V219H20ZM48 218V219H47ZM55 218V217H54ZM80 218V217H79ZM78 218V219H79ZM119 218V217H118ZM22 219V218H21ZM68 219V218H67ZM92 219V218H91ZM106 219H107V217H106ZM113 219V218H112ZM39 220V221H40ZM84 221L85 220H87V219H83ZM104 220V219H103ZM152 220V219H151ZM164 220V219H163ZM174 220V219H173ZM45 221H47L48 223L46 224V223H44ZM65 221V220H64ZM68 221V220H67ZM96 221V220H95ZM108 221V220H107ZM110 221V220H109ZM121 221V220H120ZM176 221V220H175ZM195 221V220H194ZM87 222V221H86ZM98 222V221H97ZM105 222H106V220H105ZM122 222V221H121ZM80 224L82 223V224H84L83 223V221L82 222H79ZM94 223V222H93ZM96 223V222H95ZM119 223V222H118ZM173 223H174V221H173ZM63 224V223H62ZM88 224H90L91 225V223L89 222V220H88V223H87V225ZM41 225H42V223H41ZM86 225V223L84 224V225H82L83 226V229H86V230H88L89 228V226H87ZM125 225V224H124ZM131 225V224H130ZM171 225H174V224H172L171 223ZM170 225V226H171ZM176 225V224H175ZM194 225V224H193ZM192 225V226H193ZM22 225H20V227H21ZM45 226H44V229L46 230L47 228H45ZM49 226H51V227H48V229H50L51 230V232H54V231H52V230H54L53 228H52V225L50 224ZM63 226V225H62ZM59 227L58 226V228H64V227ZM84 226H85V228H84ZM87 226V227H86ZM121 226V225H120ZM119 226V227H120ZM126 226H127V224H126ZM23 227H25V226H23ZM39 228H40V226H38ZM42 227V226H41ZM91 227H93L92 225H91ZM123 227V226H122ZM132 227V226H131ZM172 227V226H171ZM38 228V229H39ZM54 228H57V227H54ZM94 228V227H93ZM135 228V227H134ZM168 228V229H167ZM166 228V230H169V227H167ZM20 230H22V228H19ZM26 229H29V228H25V229H23V230H26ZM41 229V228H40ZM73 229V228H72ZM80 229V228H79ZM189 229V228H188ZM191 229V228H190ZM17 231H18V229H16ZM42 230V229H41ZM50 230H47V231H50ZM55 230H57L58 231V229H55ZM63 230H65V229H63ZM89 230H94V229H92V228H90ZM124 230V229H123ZM126 230V229H125ZM132 230V229H131ZM165 230V231H166ZM192 230V229H191ZM16 231V232H17ZM26 231H29V230H26ZM31 232L33 231V230H30ZM67 231V230H66ZM162 231V230H161ZM16 232H15V234H14V237L13 238H15V239H19V240H21V241H23L22 242V244H21V248H16V249H10L9 251H8V242L7 241H5V240H2L1 241V245H0V264H19L18 263V260L19 259H22L23 257H26V258H31V257H33V250L34 251H36L37 250V246L35 247L34 246V244H33V240L32 241H30V240H26L24 237L26 236V238L28 237H30V236H32V235H29V236H27V234H25V236L24 237H22V235H17L16 234ZM25 232V231H24ZM43 232V231H42ZM50 232V234H51V236H52V238H50L51 236H50V234H49V238L52 240V242L55 244L56 243V240L58 241L59 240V238H57L56 240L53 238L54 237V234H56V231H55V233H53V235H52V233ZM91 232V231H90ZM122 232V231H121ZM158 232V231H157ZM167 232H170V231H167ZM193 232V231H192ZM18 233H19V231H18ZM26 233V232H25ZM44 233V232H43ZM48 233V232H47ZM60 233V232H59ZM144 233V232H143ZM159 233H161V232H159ZM163 234H164V231L162 232ZM20 234H21V232H20ZM29 234H30V232H29ZM33 234V233H32ZM58 234V233H57ZM56 234V235H57ZM72 234V233H71ZM90 234V233H89ZM121 234V233H120ZM162 234V236H164ZM180 234V233H179ZM23 235H24V233H23ZM40 235H41V232H40ZM45 235H46V233H45ZM55 235V236H56ZM142 235V234H141ZM160 235V234H159ZM44 236V235H43ZM57 236H59V237H61L59 234L57 235ZM92 236V235H91ZM111 236V235H110ZM140 236V235H139ZM157 236H158V234H157ZM156 236V237H157ZM161 236V237H162ZM167 236H169V235H167ZM33 237V236H32ZM41 237H42V235H41ZM45 237V236H44ZM43 237V238H44ZM68 237V236H67ZM5 238H7V235H5ZM27 238V239H28ZM42 238V240H45V239H43ZM46 238V237H45ZM56 238V237H55ZM111 238V237H110ZM155 238V237H154ZM164 238V237H163ZM163 238H161V239H163ZM68 239V238H67ZM93 239V238H92ZM142 239V238H141ZM159 239V238H158ZM166 239V238H165ZM165 239H163V241H165V242H163L164 244L166 243V240ZM41 240V241H42ZM48 240V238H46V241ZM61 240V239H60ZM65 240V239H64ZM74 240V242H75V239H73ZM83 240H84V238H83ZM167 240H168V238H167ZM174 240V239H173ZM62 241V240H61ZM71 241V240H70ZM97 241V240H96ZM60 242V241H59ZM65 242V241H64ZM67 242H69V240H67ZM73 242V241H72ZM73 242V243H74ZM58 243V242H57ZM61 243V242H60ZM71 242H69L68 244H67V246H64L63 245V247L65 248V247H69V246H73L74 244H72V245H69ZM87 243V242H86ZM89 243V242H88ZM102 243V242H101ZM32 244H33V246H34V249H32L31 250V246H32ZM62 244V243H61ZM60 244V245H61ZM168 244L166 245V246H168ZM95 245H97V242H95ZM81 246V245H80ZM80 246L78 245V244H76V246L74 245L72 248H75L76 250H74V251H76L77 253H80V254H77L78 256L80 255V256H84V255H86V254H88V253H90V249H89V247L87 246L86 248H88V251L86 250V249H84V248H82V246H81V248H82V250L80 249ZM84 247L86 246V245H83ZM103 246V245H102ZM62 247V246H61ZM78 247H79V252H78ZM97 246H95V248H96ZM147 247V246H146ZM172 247L169 249V247L167 248V249H169V252H171L170 250L172 249ZM35 248H36V250H35ZM70 248V247H69ZM72 248H70V249H72ZM95 248H94V251H95ZM63 249V248H62ZM97 249V248H96ZM166 249V248H165ZM164 249V250H165ZM93 250V249H92ZM100 250V249H99ZM98 250V251H99ZM63 251H65L66 252V250H63ZM73 251V250H72ZM73 251V252H74ZM166 251V250H165ZM164 251V252H165ZM92 252V251H91ZM96 252H97V250H96ZM101 253H103V255L102 254H100V253H97V254H100L99 256H101V257H104V258H108V257H105L104 256V252H102V251H100ZM105 252H106V249H105ZM186 252H188L189 254H188V257L186 256ZM36 253V252H35ZM162 253V252H161ZM161 253H160V255H161ZM186 253V254H185ZM71 255V253H68L67 255ZM74 256H75V254H73ZM109 255V254H108ZM107 255V256H108ZM154 255V254H153ZM200 255H204L205 256V258H204V256H203V260H202V258H201V262H198L199 260H198V258H199V256ZM77 257V256H76ZM128 257V256H127ZM158 257V256H157ZM153 258V257H152ZM258 258V259H257ZM128 259V258H127ZM134 259V258H133ZM158 259V258H157ZM69 260V259H68ZM71 260V259H70ZM69 260V261H70ZM150 260V259H149ZM111 261V260H110ZM130 261V260H129ZM166 261V260H165ZM145 262H147V261H145ZM156 262H158L157 264H162L159 260H156L155 259V264H156ZM69 263H71V262H67V263H65V264H69ZM154 263V262H153ZM152 263V264H153ZM123 264V263H122ZM148 264H149V261H148Z\"/></svg>", "mask_w": 264, "mask_h": 264}]
</instances>
